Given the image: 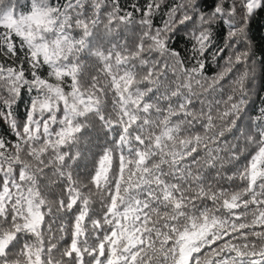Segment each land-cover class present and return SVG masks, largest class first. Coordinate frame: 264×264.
<instances>
[{
  "label": "snow or ice",
  "instance_id": "1",
  "mask_svg": "<svg viewBox=\"0 0 264 264\" xmlns=\"http://www.w3.org/2000/svg\"><path fill=\"white\" fill-rule=\"evenodd\" d=\"M261 13L0 0V264H264ZM214 32L228 55L209 75Z\"/></svg>",
  "mask_w": 264,
  "mask_h": 264
},
{
  "label": "trees",
  "instance_id": "2",
  "mask_svg": "<svg viewBox=\"0 0 264 264\" xmlns=\"http://www.w3.org/2000/svg\"><path fill=\"white\" fill-rule=\"evenodd\" d=\"M135 2H139L141 5H143L145 0H120L122 8H127L129 7L130 3ZM157 2H159V0H157ZM165 2L170 6L173 3V0H165ZM175 2L179 3V0H175ZM211 3L212 0H209V4ZM165 12L166 8L162 6L159 13L155 17L156 24H162V17H164ZM192 27L193 25L190 24L189 28L191 29ZM180 35L183 36L184 33L182 32ZM250 35L253 38V51L250 59L248 60V66L252 69V75L254 76V79L251 80L248 87L249 90L254 93V95L251 96V99L255 102L254 107L258 109L260 106H262L261 98H264V68L261 66L264 65V13H261L253 18ZM128 38L129 40L132 39L131 36ZM211 40L212 44L205 52V55L208 57L207 73L209 75L215 73L218 70L219 65H223L224 59L228 55V51L226 50L223 56L220 57L219 61L213 59V53L223 45L224 37L222 35L217 36L214 32ZM192 43L193 41L188 40L186 37L185 40L178 41V47L181 50L182 55H188L190 53V45ZM238 68L240 71H243L244 65H240ZM236 74L237 73L234 72L231 75L234 77Z\"/></svg>",
  "mask_w": 264,
  "mask_h": 264
}]
</instances>
